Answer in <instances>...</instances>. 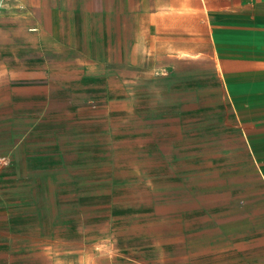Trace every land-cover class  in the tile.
Listing matches in <instances>:
<instances>
[{
	"label": "rangeland",
	"instance_id": "1",
	"mask_svg": "<svg viewBox=\"0 0 264 264\" xmlns=\"http://www.w3.org/2000/svg\"><path fill=\"white\" fill-rule=\"evenodd\" d=\"M82 1L0 0V264H264L257 47Z\"/></svg>",
	"mask_w": 264,
	"mask_h": 264
},
{
	"label": "crops",
	"instance_id": "2",
	"mask_svg": "<svg viewBox=\"0 0 264 264\" xmlns=\"http://www.w3.org/2000/svg\"><path fill=\"white\" fill-rule=\"evenodd\" d=\"M143 1L153 6L146 13L148 17L155 15L163 17L162 20L177 21L178 27L189 36L216 38L215 42L225 37L227 45L256 46L261 54L256 67L264 69V0H142L140 3ZM186 22L194 25L187 28ZM261 75L264 84V72ZM258 95L264 103V87Z\"/></svg>",
	"mask_w": 264,
	"mask_h": 264
}]
</instances>
